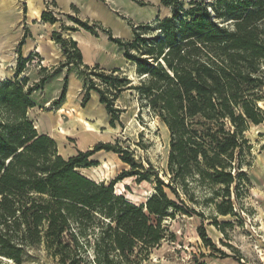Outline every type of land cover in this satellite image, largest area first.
Returning <instances> with one entry per match:
<instances>
[{
	"label": "trees",
	"instance_id": "16d2710c",
	"mask_svg": "<svg viewBox=\"0 0 264 264\" xmlns=\"http://www.w3.org/2000/svg\"><path fill=\"white\" fill-rule=\"evenodd\" d=\"M161 2L171 15L133 27L132 40L74 16L69 19L78 26L63 27L106 32L136 67L137 84L120 69L84 65L76 41L59 32L53 38L66 56L60 67L72 64L85 78L83 103L96 91L112 126L124 111L116 101L137 90L168 128V181L155 172V192L139 205L116 193L115 183L126 176L150 180L143 165L111 143L61 154L58 141L39 132L29 114L32 92L50 73L32 86L26 77L6 79L0 82V258L24 264L43 248L57 264H144L167 239L164 220L196 212L186 199L196 202L189 193L195 181L221 186L223 194H214L227 197L229 207L217 204L218 211L234 214L231 187L244 175L238 154L250 125L264 122V0H189L188 9L184 0ZM42 19L57 21L51 12ZM153 24L159 32L145 36ZM29 59H20L17 78ZM67 79L57 102L65 98ZM104 149L132 167L109 184L80 172Z\"/></svg>",
	"mask_w": 264,
	"mask_h": 264
},
{
	"label": "rangeland",
	"instance_id": "374dc122",
	"mask_svg": "<svg viewBox=\"0 0 264 264\" xmlns=\"http://www.w3.org/2000/svg\"><path fill=\"white\" fill-rule=\"evenodd\" d=\"M15 1L22 5L23 12H27L25 8L27 6L25 1L27 0ZM184 1L185 8L188 9L189 0ZM3 2L4 0H0V3ZM44 2L46 5L45 12H51L57 19L61 18L58 21L63 24L59 30L62 38L71 39L66 36L67 34L72 35L71 30L63 27H77L78 25L68 17L63 16L52 0H44ZM30 5L32 10L38 13L32 2ZM121 6L124 14L134 21L140 20L138 12L144 8L137 5L126 6L122 4ZM72 12L74 17H79L76 9H72ZM152 26L153 28L147 31L145 36H153L159 32L155 27L156 24ZM119 34V37H126L123 32H119ZM25 37L28 38L27 31ZM52 40L56 42L53 35ZM24 43L25 39H23V44L19 43L17 46L18 50L22 48ZM35 56L36 66L39 67L38 69L43 75L51 74L56 68L59 70L64 68L60 66L65 59H58L55 64L48 63L49 66L43 72L44 62L40 56ZM80 69L84 68L81 67ZM122 74L131 78L135 84L139 83V79H141L136 73V67L132 64H127L122 70ZM6 79L13 80L19 79V77L0 79V82ZM75 84L72 83L70 88L74 89ZM78 96H82L81 107L78 109L68 107V110L63 108L62 112L58 110L55 117L58 122H56L54 136L66 144L65 149L62 143L59 147L60 153L65 156L71 152V149L87 148L84 136L78 138V135L82 133L81 131L85 129V118L82 116V109L86 108V103H83L84 87L80 89ZM54 105L52 103L51 107ZM259 105L264 108V101L259 102ZM55 106L57 107V105ZM90 106V110L97 108L94 104ZM115 106L124 109L120 119L115 122V126H106L104 129L86 126L89 131L99 133L100 136L98 137L105 143L121 147L127 151L129 157H133L143 165L144 168L139 169L147 173L150 180L137 182L135 176H126L114 185L116 193L124 194L126 199L139 205L155 192V172L165 181L169 179V175H166L165 172H167L170 151V133L168 128L141 100L137 90L124 91L116 101ZM48 107L50 108V106ZM96 113L99 112L96 111ZM63 115L68 116L64 118ZM66 135H72L75 138L69 139L67 137L64 139ZM62 137L63 139H61ZM246 137L248 139L247 147L238 154L239 160L242 161L244 175H237L235 184L231 187L230 201L234 214L225 215L218 211L217 204L221 203L222 209L229 207L227 197L214 194V191L223 194L224 191L221 186L211 189L203 183L190 182L189 185L192 188L189 189V193L196 202L192 203L188 198L186 199L196 212L190 215L177 213L175 217H167L164 220L169 227L167 239L151 255L150 260L144 264H264V122L260 125L251 124L246 132ZM95 146L90 145L89 150H93ZM90 160L95 164L80 168V172L96 182L109 184L125 171L132 170L131 165L122 160L121 155L114 151L104 149L95 152ZM166 190L169 192L168 189ZM207 239H210L215 246L212 247ZM31 256L33 258L24 264H57L54 259L46 254L43 248L32 251ZM0 264L16 263L7 258H0Z\"/></svg>",
	"mask_w": 264,
	"mask_h": 264
},
{
	"label": "crops",
	"instance_id": "0c3cea01",
	"mask_svg": "<svg viewBox=\"0 0 264 264\" xmlns=\"http://www.w3.org/2000/svg\"><path fill=\"white\" fill-rule=\"evenodd\" d=\"M52 1L57 5L58 11L63 16L68 17V19L69 16H74L72 9H76V12L79 14L78 18L81 20L89 21L90 23L96 22L102 28L111 30L113 37L124 40L133 39V27L154 23L157 18H164L170 15L169 8L162 4L161 0ZM30 2L37 8L38 13L32 10ZM25 3L27 6L24 7L27 9V12H23L22 5H19L15 0H4L3 3H0V79L15 77L20 59L30 58L26 61L19 79L26 77L28 85L32 86L38 84L43 77V74L38 69L39 67L36 66L35 55L42 58L45 68L49 66L48 63L55 64L58 59L66 60V56L62 52V46L52 40L53 33L59 32L61 26H63L58 21L61 18H58L55 23L42 19L41 14L46 11L44 0H27ZM122 4L126 6L137 5L144 8V10L138 12L140 20L134 21L124 14L121 8ZM26 31L28 38L25 37ZM119 32L125 33L126 37H119ZM70 33L72 35L67 34L66 36L76 41L82 53L84 65H99L106 70L120 69L122 71L127 64H131L124 57L123 49L112 42L109 35L101 29L98 28V35H94L83 28L71 31ZM23 39H25V43L18 50L17 46ZM33 54L35 55L33 56ZM50 75L43 86L34 89L32 92L31 99L34 107L29 109V114L33 118L39 132L55 138L59 143V147L62 143L65 149L67 146H65L64 141L54 136L56 122H58V119L55 117L58 110L62 112L63 108H67L68 110V107L70 109L81 107L82 96L78 95L80 89L85 86V78L72 64L65 66L63 69L53 71ZM66 76H68V79L65 98L63 101L57 102L64 90ZM72 83H76L74 89L70 88ZM52 103L57 105V107L55 105L51 107ZM91 104L97 107L96 110L89 109ZM85 107V109H82V116L85 118V129L81 131L82 133L78 135V138L79 136L80 138L84 136L87 148L79 150L71 149V152L66 154V156L76 154L78 151L86 152L85 150H89L92 144L105 143L104 140L98 137L100 136L99 133L89 131L86 125L94 128L99 127L100 129L112 126L110 123L111 117L105 105L100 102L99 94L96 91L92 90L90 92V99L87 101ZM44 108L47 109L41 112ZM96 111L99 113H96ZM76 113H78V110H76ZM66 116L68 115H63L64 118ZM67 137L69 139L75 138L72 135H66L64 139H67Z\"/></svg>",
	"mask_w": 264,
	"mask_h": 264
},
{
	"label": "bare ground",
	"instance_id": "6f19581e",
	"mask_svg": "<svg viewBox=\"0 0 264 264\" xmlns=\"http://www.w3.org/2000/svg\"><path fill=\"white\" fill-rule=\"evenodd\" d=\"M134 82V81H133Z\"/></svg>",
	"mask_w": 264,
	"mask_h": 264
}]
</instances>
